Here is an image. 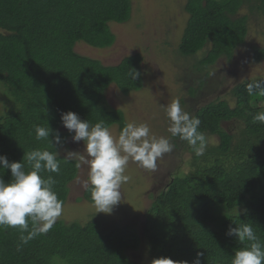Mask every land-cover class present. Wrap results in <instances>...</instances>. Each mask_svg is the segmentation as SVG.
I'll list each match as a JSON object with an SVG mask.
<instances>
[{
    "label": "trees",
    "instance_id": "16d2710c",
    "mask_svg": "<svg viewBox=\"0 0 264 264\" xmlns=\"http://www.w3.org/2000/svg\"><path fill=\"white\" fill-rule=\"evenodd\" d=\"M248 1L264 13V0H187L189 19L180 50L190 55L208 46L197 62L199 70L222 56L233 57L238 45L245 43L249 16L239 11ZM131 13V0H0V88L12 95L5 103L10 107L0 113V154L12 162L22 161L25 152L36 148L55 150L48 140L36 139V125L59 131L58 152L62 145L69 146L71 134L61 128V113L69 110L93 125L103 120L108 127L123 128L124 112L107 106L105 92L111 84L123 93L142 88V54L105 65L80 54L75 45L85 41L95 47L111 46L116 35L110 23L126 22ZM252 57L263 59L264 47L254 48ZM133 69L141 73L135 80L129 75ZM209 74L188 85L192 96L200 98ZM258 79L264 75L235 82L230 90L234 105L216 96L190 109L201 120L199 131L207 139L217 135L219 140L198 157L176 137L181 155L191 154L189 169L172 170L145 211L142 232L132 226L103 227L99 218L86 222L58 218L46 234L22 244L18 229L3 227L0 264H144L131 255L143 243L153 259L168 256L192 262L200 251L202 264H231L241 246L226 235L229 225L235 227L233 220L251 223L264 242V126L248 120L251 113L264 109V95H249L246 88ZM233 120L242 122L236 124L239 128L223 126ZM49 138L55 144L54 133ZM64 157L60 154L59 173L42 174L54 177V190L63 204L80 169L77 161L64 162ZM0 177L9 182L11 170L0 169ZM79 199L93 202L90 186Z\"/></svg>",
    "mask_w": 264,
    "mask_h": 264
},
{
    "label": "rangeland",
    "instance_id": "374dc122",
    "mask_svg": "<svg viewBox=\"0 0 264 264\" xmlns=\"http://www.w3.org/2000/svg\"><path fill=\"white\" fill-rule=\"evenodd\" d=\"M132 13L126 22H111V30L115 33V42L108 47H95L85 41H79L75 50L80 54L99 59L105 65L118 64L125 56L140 52L143 56V86L139 90L123 93L115 84H111L105 92L106 104L111 108L121 109L127 122L147 123L153 134L167 136L174 145L173 151L164 154L157 161L155 171H149L136 162L129 161L125 174L129 176L127 183L121 186V201L113 206L111 213L99 212L93 202L79 199L85 190L88 176L87 165H81L77 177L70 183V193L63 204V213L59 218L69 221L86 222L92 218H99L103 227L132 226L142 232L145 211L150 206L155 193L160 191L175 172L172 170L189 169L188 160L191 154L181 155V150L175 143L180 139L171 137L167 131L170 121L166 116V105L173 99H179L182 108L190 113L200 104L215 99L216 96L226 98L231 105L235 104L230 93L236 81L264 75V58L255 61L252 57L256 47H264V13L251 7L246 2L239 11L249 16L247 19L248 33L245 43L238 45L231 58L220 57L206 69L199 70L197 62L206 53L208 46L194 54L184 55L180 50L181 38L189 19L185 10L187 0H131ZM239 14V15H240ZM230 72L227 75V71ZM207 75L205 91L200 98L192 96L188 85L197 82V76ZM219 73V76L216 75ZM209 76V77H208ZM192 79L195 80L192 82ZM218 84V87H217ZM199 95V94H198ZM12 95L0 88V113L10 106ZM260 112H264L262 109ZM248 116L249 123L264 126ZM235 120V119H234ZM227 121L224 127L239 128L236 124L242 122ZM126 122V123H127ZM229 127V128H230ZM61 128L68 131L63 125ZM113 135L118 137L120 126L114 124L109 127ZM70 133V132H69ZM67 140L69 146L62 145L60 154L67 151L84 152V142L72 139L74 133ZM219 140L217 135H210L208 144H215ZM186 155V156H185ZM172 173H171V172ZM142 244L137 252H131L133 259L144 264H151L153 258L147 252V245Z\"/></svg>",
    "mask_w": 264,
    "mask_h": 264
},
{
    "label": "clouds",
    "instance_id": "9594fccd",
    "mask_svg": "<svg viewBox=\"0 0 264 264\" xmlns=\"http://www.w3.org/2000/svg\"><path fill=\"white\" fill-rule=\"evenodd\" d=\"M129 75L135 80L141 73L133 69ZM246 88L249 95H264V79L252 80ZM165 110L170 121L167 131L171 137L186 141L196 156H203L208 141L199 131L201 120L185 111L179 99H173ZM253 120L264 123V112H258ZM61 122L70 133H74V141L84 142L83 153L86 155L67 151L63 160L77 161L78 168L87 165L85 187H91L97 213H111L113 206L121 201V186L129 180L125 172L130 160L146 170L155 171L158 159L174 148L169 137L153 134L147 123L127 122L116 137L103 120L93 125L71 110L61 113ZM52 133L55 144L49 138ZM35 136L37 140H48L55 150L36 148L25 152L22 161L12 162L0 154V169H10L12 176L9 182L0 177V228L18 229L22 244L46 234L63 213V201L54 190V177L44 178L42 175L45 171L60 172V154L55 145L62 143L61 136L50 125H36ZM233 223L235 227L229 225L226 235L235 237L241 246L235 250L231 264H264V242L257 236L253 225L234 220ZM203 255L198 251L192 262L160 256L151 264H202L200 258Z\"/></svg>",
    "mask_w": 264,
    "mask_h": 264
}]
</instances>
